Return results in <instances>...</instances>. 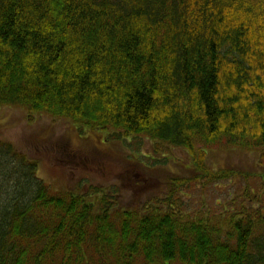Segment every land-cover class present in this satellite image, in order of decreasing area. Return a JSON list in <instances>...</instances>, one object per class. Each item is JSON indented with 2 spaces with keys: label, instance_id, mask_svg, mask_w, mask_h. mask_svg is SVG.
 <instances>
[{
  "label": "trees",
  "instance_id": "obj_1",
  "mask_svg": "<svg viewBox=\"0 0 264 264\" xmlns=\"http://www.w3.org/2000/svg\"><path fill=\"white\" fill-rule=\"evenodd\" d=\"M4 107L147 137L193 166L125 211L110 192L54 191L36 162L17 172L0 141V264H264V185L221 211L191 210L182 191L257 178L211 169L205 149L264 164V0H0Z\"/></svg>",
  "mask_w": 264,
  "mask_h": 264
},
{
  "label": "rangeland",
  "instance_id": "obj_2",
  "mask_svg": "<svg viewBox=\"0 0 264 264\" xmlns=\"http://www.w3.org/2000/svg\"><path fill=\"white\" fill-rule=\"evenodd\" d=\"M0 141L37 161L39 178L54 191L110 192L121 208L139 209L164 197L172 189L167 184L188 177V167L193 166L185 149L169 148L143 136L124 138L114 130L84 132L67 120L32 117L20 108L0 109ZM208 160L215 170L235 168L258 175L206 186L183 185V196L194 206L191 210L208 205L212 211H221L227 200L249 185L261 193L264 180L259 176L264 174V164L259 151L215 147L209 151ZM260 198L264 205V193Z\"/></svg>",
  "mask_w": 264,
  "mask_h": 264
},
{
  "label": "bare ground",
  "instance_id": "obj_3",
  "mask_svg": "<svg viewBox=\"0 0 264 264\" xmlns=\"http://www.w3.org/2000/svg\"><path fill=\"white\" fill-rule=\"evenodd\" d=\"M222 55V54H221ZM225 55V57H226V59L228 60V61H230L231 59H230V57L228 56V55H226V54H224ZM223 62V59H222V57L219 55V54H216L214 57H213V65L216 63V64H218V63H220V62ZM67 121L71 124V125H73L74 127H76V128H78V126L82 129V128H84V132H88V131H102V130H104V129H89V128H87V129H85V127H82V126H80V124H77V123H75V122H73V121H71V120H69V119H67ZM129 139V138H128ZM4 143V142H3ZM5 144H8V145H10L11 147H12V150H14V154L15 155H13L12 157H11V159L13 160V162H15V167H16V169H17V172H19L20 170H22V169H25V167H27V165H29L30 163H33V162H36L37 163V173H36V175H37V177L39 178V175H38V162L37 161H35V160H32V159H29L25 154H23V153H20L19 151H17L15 148H14V146L12 145V144H10V143H5ZM169 148H171L170 146H168ZM204 150V149H203ZM205 152H206V162H207V165L209 166V160H208V158H209V152L205 149ZM2 156V159L5 161V159H6V157H7V155L6 154H4V155H1ZM11 159L8 161V163L11 161ZM7 163V164H8ZM6 164V165H7ZM210 167V166H209ZM211 169H213V170H215L214 168H212V167H210ZM40 179V178H39ZM45 183V182H44ZM46 184V183H45ZM47 185V184H46ZM168 185V184H167ZM48 187H50L49 185H47ZM51 188V187H50ZM52 189V188H51ZM110 197H115L114 195H112V194H110ZM257 203H255V204H252V205H254L253 207L255 208V209H264V205H262V199L259 197V199L256 201ZM115 204L117 205V207H119V208H121L120 207V203H119V201H117V202H115ZM121 209H123V210H125V211H130V210H132V211H134V210H136L137 208H134V207H126V208H121ZM250 209V208H249Z\"/></svg>",
  "mask_w": 264,
  "mask_h": 264
}]
</instances>
